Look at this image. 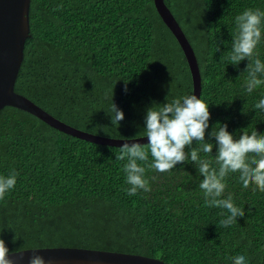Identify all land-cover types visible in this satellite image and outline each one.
<instances>
[{"label": "trees", "instance_id": "16d2710c", "mask_svg": "<svg viewBox=\"0 0 264 264\" xmlns=\"http://www.w3.org/2000/svg\"><path fill=\"white\" fill-rule=\"evenodd\" d=\"M165 3L199 63L201 99L210 112L205 141L215 145L210 133L225 124L235 139L243 131L264 134V110L255 108L264 85L249 94L248 61L232 65L228 59L235 17L249 8L264 11V0ZM30 25L15 90L74 128L118 140L139 138L148 108L194 92L188 60L154 0H31ZM256 52L264 63V27ZM112 94L125 117L115 125ZM192 147L199 145L194 141ZM118 148L3 108L0 175L19 173L15 188L0 200L6 246L15 252L89 248L170 264H233V257L243 255L246 264H264V192L253 191L254 185L245 189L239 172L226 177L222 198L231 195L245 216L225 228L219 224L222 210L206 206L203 177L191 160L166 173L146 169L151 191L129 196Z\"/></svg>", "mask_w": 264, "mask_h": 264}, {"label": "clouds", "instance_id": "9594fccd", "mask_svg": "<svg viewBox=\"0 0 264 264\" xmlns=\"http://www.w3.org/2000/svg\"><path fill=\"white\" fill-rule=\"evenodd\" d=\"M235 25L236 32L232 36L228 59L232 65L248 61L244 72H247L246 91L250 94L264 85V63L256 52L262 38L264 11L246 9L235 17ZM219 50L217 46L216 51ZM126 85L127 82L125 92ZM161 105L157 107L154 104L146 110L145 127L143 135L139 138L147 137L148 143H129L125 140L118 148L116 159L126 161L123 171L125 182L130 185L126 189L127 195L135 196L138 190L151 191L149 181L145 178L146 169L166 173L177 164L191 160L196 165L198 174L203 177L199 188L203 192L206 206L222 210L220 215L224 218L219 221L220 226L227 228L236 223L238 217L245 216V211L235 205L231 195L222 198L226 189L225 179L229 173L239 172V179L245 189L254 185L253 191L259 189L264 192V134H258L256 130L251 134L243 131V134L235 139L227 130L226 124L220 125L218 130L213 128L210 133V136L215 138L214 145L205 141L210 120L209 104L197 95L189 94ZM255 108L264 110V99H260ZM111 110L112 125L124 120L123 111L113 102V94ZM194 141L199 147H192ZM214 147L215 156L212 155ZM200 152L210 154L214 159H202ZM149 155L152 158L151 163ZM18 175L15 170L7 176L0 175V200L15 188ZM32 250L35 252L37 248ZM14 252L6 246L4 239L0 238V264H15L10 258ZM29 264H45V260L42 256L33 254ZM233 264H246L245 256L233 257Z\"/></svg>", "mask_w": 264, "mask_h": 264}, {"label": "water", "instance_id": "95a60500", "mask_svg": "<svg viewBox=\"0 0 264 264\" xmlns=\"http://www.w3.org/2000/svg\"><path fill=\"white\" fill-rule=\"evenodd\" d=\"M154 2L157 12L181 45L188 60L193 78V94L201 98L202 76L195 51L165 0ZM30 9L31 0H0V112L7 106L14 107L36 116L60 132L102 145L120 147L125 140L147 144V137L118 140L84 132L64 123L16 92L15 85L23 65L26 43L31 37ZM33 254L42 256L45 264H170L143 255L68 247L37 248L35 252L32 249L20 250L10 258L15 264H29Z\"/></svg>", "mask_w": 264, "mask_h": 264}]
</instances>
